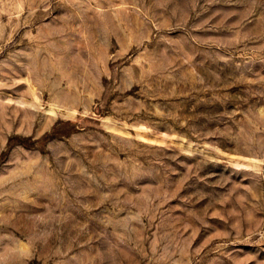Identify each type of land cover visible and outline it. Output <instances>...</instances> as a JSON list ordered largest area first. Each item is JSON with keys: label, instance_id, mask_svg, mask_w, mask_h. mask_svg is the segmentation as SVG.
Wrapping results in <instances>:
<instances>
[{"label": "rangeland", "instance_id": "374dc122", "mask_svg": "<svg viewBox=\"0 0 264 264\" xmlns=\"http://www.w3.org/2000/svg\"><path fill=\"white\" fill-rule=\"evenodd\" d=\"M0 264H264V0H0Z\"/></svg>", "mask_w": 264, "mask_h": 264}, {"label": "bare ground", "instance_id": "6f19581e", "mask_svg": "<svg viewBox=\"0 0 264 264\" xmlns=\"http://www.w3.org/2000/svg\"><path fill=\"white\" fill-rule=\"evenodd\" d=\"M38 100H39V99H38ZM49 110H50V109H49ZM52 110H53V109H52ZM49 112H50V111H49ZM53 112H54V111H53ZM55 113H56V112H55ZM51 114H52V113H51ZM51 114H50V115H51ZM57 114H59V113H57ZM54 115H55V114H54ZM56 116H57V115H56Z\"/></svg>", "mask_w": 264, "mask_h": 264}]
</instances>
